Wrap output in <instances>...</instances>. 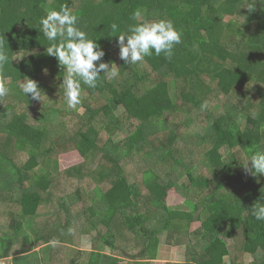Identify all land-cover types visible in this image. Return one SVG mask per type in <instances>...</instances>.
<instances>
[{
    "label": "trees",
    "instance_id": "obj_1",
    "mask_svg": "<svg viewBox=\"0 0 264 264\" xmlns=\"http://www.w3.org/2000/svg\"><path fill=\"white\" fill-rule=\"evenodd\" d=\"M248 3L0 0V42L16 57L0 71L9 89L0 99V264H147L164 242L187 246V260L170 264H223L225 255L229 264H264V221L251 214L264 203V175L240 163L249 148L264 147V3L252 11ZM61 6L119 69L114 79L101 73L94 89L81 84L76 109L65 104L62 69L37 23ZM136 11L169 19L182 33L171 59L152 55L131 66L120 59L111 26L126 30ZM26 77L43 101L21 92ZM180 105L187 117L176 121ZM127 130L113 149L110 141ZM71 150L85 163L61 169L59 155ZM173 188L195 209L170 206ZM147 225L149 240L136 230ZM85 235L113 253L79 249L70 257ZM47 244L44 259L38 248Z\"/></svg>",
    "mask_w": 264,
    "mask_h": 264
},
{
    "label": "clouds",
    "instance_id": "obj_2",
    "mask_svg": "<svg viewBox=\"0 0 264 264\" xmlns=\"http://www.w3.org/2000/svg\"><path fill=\"white\" fill-rule=\"evenodd\" d=\"M256 0L248 3L247 8L252 11ZM264 3V0H261ZM142 13L133 12L134 23L126 30H119L116 24L111 26L112 32L118 34L117 45L119 57L126 65L142 63L146 57L163 55L171 59L176 45L182 42V33L169 19L147 20L141 19ZM39 30L49 42L46 53L58 61L62 69L63 97L68 109H76L81 104V84L88 88H96L101 79H114L118 76L115 64L103 61L105 52L78 26V17L67 6L60 10H50L39 20ZM16 57H10L2 42H0V71ZM46 72V69H45ZM21 92L28 98L43 101L42 90L38 82L27 78L19 85ZM8 87L0 84V99L7 96ZM207 108V102L201 104V110ZM248 155L240 162L245 172L254 177L264 175V148H249ZM240 161V160H239ZM264 199V192L262 198ZM252 216L257 221H264V203L257 201L251 209ZM56 244V241H52ZM223 264H229L227 255L221 257Z\"/></svg>",
    "mask_w": 264,
    "mask_h": 264
},
{
    "label": "rangeland",
    "instance_id": "obj_3",
    "mask_svg": "<svg viewBox=\"0 0 264 264\" xmlns=\"http://www.w3.org/2000/svg\"><path fill=\"white\" fill-rule=\"evenodd\" d=\"M37 23L39 24V19H37ZM18 58H21V56L18 57ZM180 108H182V110L178 114V118H176V121L185 120V118L187 117V115L185 114V109H186L185 105H180ZM85 112H86L85 108H80L77 111V113L79 115H84ZM185 129L186 128H182V131L184 132ZM238 129H239L238 125L233 127V131L234 132H236ZM129 134H130V132L127 130L124 133H122L120 136H118L117 138L111 140L110 141L111 147L113 149H116V144L119 141L125 139L127 137V135H129ZM262 148H264V147H262ZM58 159H59L58 160L59 161V167L61 169L72 168L74 166L76 167V166H78L80 164L85 163V158L80 154V152L75 151V150L74 151L71 150V151H68V152L62 151V153L59 155ZM203 170L206 172L205 168ZM36 171L38 173H42L44 171V168L42 166H39L36 169ZM141 176L142 175L140 174V177ZM185 180H187V179L185 178ZM137 181H139L138 177L134 176L133 179H132V182H137ZM188 198L189 197L186 194L178 191L176 188H173V189H171L169 191L167 202L173 208H177V209L178 208H182V209H186V210H194L195 207H196L195 200L190 199V198L188 199ZM106 208H107L106 206L103 207V213L106 212ZM8 220H10V218H8ZM199 226H200L199 222H197V223L194 222L191 225L190 231L191 232L195 231ZM147 227L150 228V226L147 225L146 228L145 227H138L136 230L138 231V234L141 237H144V238L149 240L154 235V232L148 230ZM85 236L83 238H80L81 239L80 245H76V247H75V245L69 247L70 257L75 256L76 253H77L76 252L77 250L84 249V247L82 245L83 242L85 241V240H83L84 238H88L90 240L92 238V237H90V235H85ZM94 242L96 244V247L93 244V248H90L91 246H88L90 249L98 248L97 250L101 251V250H104L103 247H105L106 248V250H104L105 252L111 253V254L113 253V250L108 245H104L103 241L95 240ZM164 243L165 244L161 243V245H160V246L164 245L163 246V251H162L163 256H161V260H159V261H147V264H170V263L184 262V261L187 260V255L188 254H187V246H186V244L178 245V244H173V243H170V242H168V243L164 242ZM100 246H102L101 249H100ZM38 249L43 254V258L44 259H47L49 257V252H50V250H52L50 244L43 245L42 247H39ZM88 251H91V250H88ZM8 259L9 260H13V257H10ZM123 261H124L123 262L124 264L127 263L126 260H123ZM82 263H84V262H82ZM9 264H12V263L10 262ZM79 264H81V262H79ZM84 264H87V260H86V262Z\"/></svg>",
    "mask_w": 264,
    "mask_h": 264
},
{
    "label": "crops",
    "instance_id": "obj_4",
    "mask_svg": "<svg viewBox=\"0 0 264 264\" xmlns=\"http://www.w3.org/2000/svg\"><path fill=\"white\" fill-rule=\"evenodd\" d=\"M86 237V236H85ZM83 240H85L84 242H83V247H84V249H82V250H93V249H90V248H93V244H94V242H92L90 239H88V238H84ZM88 246H91L90 248L88 247ZM163 246L164 245H162L161 247H160V251H159V255H158V257H157V259H155V260H153V261H159V260H161V256H163V254H162V251H163ZM169 251V250H168ZM167 252V251H166ZM43 255V254H42Z\"/></svg>",
    "mask_w": 264,
    "mask_h": 264
}]
</instances>
